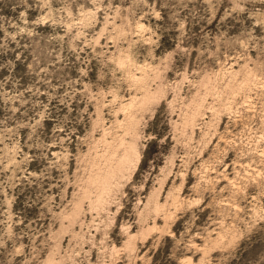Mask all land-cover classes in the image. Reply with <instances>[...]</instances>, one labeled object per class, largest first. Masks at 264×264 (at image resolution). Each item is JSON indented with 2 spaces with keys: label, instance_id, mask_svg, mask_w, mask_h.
Listing matches in <instances>:
<instances>
[{
  "label": "rangeland",
  "instance_id": "obj_1",
  "mask_svg": "<svg viewBox=\"0 0 264 264\" xmlns=\"http://www.w3.org/2000/svg\"><path fill=\"white\" fill-rule=\"evenodd\" d=\"M0 264H264V0H0Z\"/></svg>",
  "mask_w": 264,
  "mask_h": 264
}]
</instances>
